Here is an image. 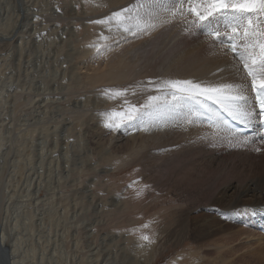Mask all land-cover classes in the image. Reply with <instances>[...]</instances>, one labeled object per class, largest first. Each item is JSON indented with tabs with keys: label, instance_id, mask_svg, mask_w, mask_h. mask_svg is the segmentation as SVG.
Returning <instances> with one entry per match:
<instances>
[{
	"label": "bare ground",
	"instance_id": "obj_1",
	"mask_svg": "<svg viewBox=\"0 0 264 264\" xmlns=\"http://www.w3.org/2000/svg\"><path fill=\"white\" fill-rule=\"evenodd\" d=\"M33 1L40 4L39 8L42 11L41 16L44 19L43 27H41L42 22L38 14L35 9L31 7L33 4L31 3L29 5L28 0H0V42L6 43V41H8V44H13L18 49H24V47H26L29 49L28 54L30 57H32L31 55L34 52L36 57L38 56V59L36 58L37 61L35 60L37 64L36 62L34 64L37 66L38 73L29 71L27 75L29 77L27 79L28 86L24 87L31 101L29 104H35L39 97H41L43 101L42 107L27 108V110L30 111L26 113H21L22 110L20 113L12 112V121L9 119L6 122L3 119L5 116L2 118L0 112V264H77L81 260L84 261L81 257L82 254L80 253L81 255H78L80 250L85 252L87 259H85L84 262L87 260L86 264H116L114 260L112 261L109 259V256L100 258L104 254L102 253L104 249H100L101 246L98 247L96 243L99 241L100 237L97 231L91 230L90 227L92 224H84V222L87 221L84 218L83 212L85 211H79L76 204H74L72 208L68 207L67 204L61 205L64 203V198H62L61 194L64 191L62 188L64 184L72 180V175L77 170V165L80 164H77L78 158H82V155H80L82 153L78 152L77 154L74 143L75 138H73L74 135L70 134V132L76 128L74 127L72 129V127L69 126L73 124V119H64L62 117L58 121V116H54V118H52L54 126H52V124L47 125L48 122L46 118L49 115L48 108L52 107L54 103L55 105L56 103L61 105L60 99H62V97L59 95L57 89L60 85H64L66 78H70V80L74 79L75 84L78 85L77 88H82V86L79 87V85H82L85 80L86 83L84 82L85 84L83 86H88L90 88L89 91H87L99 95L104 89H114L116 87L118 89L121 81L134 76L135 79L141 80L140 82L136 81V84L139 85L138 89H141L144 100H146L148 94H156L149 93L145 88L146 82L150 79L154 81L160 79L159 82L169 79H191L204 84H215L220 82L239 83L241 82L243 73H237L236 69L233 67L236 65L237 61L234 59L231 52L227 51L226 48L219 44H212L210 39L203 35V29L198 30L191 28L189 32H185L184 29L188 27V25L181 22L179 18H177V22L175 21L166 27L164 25L165 28H163V30L161 27H157L150 35L133 36L128 33L123 34L125 36L124 39H119L115 31L109 33L106 27L100 26L104 35L110 36V40L108 41V43L112 44L110 51L101 56L96 55L95 49L90 47V45L98 41L99 35H95V39L83 46V48L76 46L75 41L71 40L68 44L69 50L66 53L71 61L70 59H64L62 54L66 46L65 41L69 38L67 32L70 34L76 32L75 28L77 21L82 20L88 27L90 19H103L105 15H109L108 13L112 10L119 11L122 8L136 4L138 0H111V4H107L111 8L108 13H97L96 10L100 9L99 6L95 7L93 10L86 9L85 0H66L63 8L60 7V5L56 6L53 0ZM80 3L83 4V8H80ZM143 11L144 10H141V12ZM141 14L143 15V13ZM62 19L66 21L65 26L62 24ZM188 19L191 20L192 17L189 16ZM172 24L176 26H171ZM18 27L20 29L23 27V30L19 33L17 31L18 35L15 36L13 32L16 28L18 29ZM213 27L215 28L216 25L213 24ZM36 33H38V35H36ZM77 33H75V36ZM117 40L118 43L113 42ZM8 44L6 43V45ZM2 45L3 44H1V46ZM16 57L18 56L16 55ZM17 61L19 60L17 59ZM28 70L29 67L27 71ZM130 72H132L133 75H131ZM49 78L56 83V89L53 88V84L48 80ZM39 79L45 80V82L40 83ZM59 79L62 80V83L58 82ZM65 86H67V84ZM9 88L12 90L14 87L12 84H9ZM2 89L1 87L0 97L4 96L2 95L3 93L1 94V92H4ZM68 89L72 91L71 88ZM68 89L66 88V90ZM99 89H101L102 92H100ZM81 91L83 92V90ZM20 93L22 94V92ZM90 93L86 94V98L83 101L70 102L69 100L66 104L69 106L68 109H74L75 113L82 111L83 113H81V115H87L89 111L87 109L90 106L88 95H92ZM79 94L81 95V92ZM65 97L68 96L66 95ZM82 102H85V104H82ZM22 105H24V103ZM16 106L19 107L21 104L18 103ZM213 107L217 111V108L215 106ZM5 110L8 112L7 108H5ZM72 111L73 110H71V112ZM182 111L184 112L185 108H183ZM182 111L180 110V112ZM34 112L40 115L39 121L34 120V118H38L37 116V118L34 117L31 119ZM183 112L181 114H183ZM174 115V113L170 114L171 118L167 121L169 123L168 128L166 127L164 117L158 125L141 123L138 127V136L130 138L125 137V139L124 137H120V140H117L115 145H110V143L107 144L105 142L106 140L103 138L106 134V132H104L105 130L103 131L104 127L101 129L100 126L98 127L95 125L96 127L93 126L96 128L95 134H93V142L95 146H98V148H96L99 151L96 148L95 150L100 154V159L103 155L109 154L106 159L107 161L124 149L131 148V150L140 152L147 147H151V145L161 143L152 133V130H157L158 128L168 138L166 142H179L184 140L181 145H183V143H189L190 146L198 148L199 141H203L202 137L204 133L206 136V132L208 134L210 133L212 136V134L219 133L220 130L226 133L231 130L223 123L220 125V129H210L208 122H204V118H193L196 122L187 130L181 126V118L179 122L177 121L179 114H176L177 117ZM71 117H73V115H71ZM99 118L100 117H98V119ZM102 119H100V122H102ZM148 120L149 118H146L145 122ZM257 124L258 120L254 121L250 126L254 127L257 126ZM146 127L147 130H145ZM175 128L180 134L175 131ZM62 130L67 131L68 134L62 135ZM231 132L240 138L251 137L253 143L241 149H244L248 154L253 153L255 159L264 158V149L261 156L254 154L255 147H264V144L259 143L260 138L258 135L243 136L232 130ZM144 135L146 136L143 137ZM89 151L92 152V149L90 148ZM251 161L253 160L251 159ZM94 164L92 163V165ZM110 168L112 169L113 166L101 168L103 171H100L106 174L109 173L108 171H110ZM191 169L193 168L191 167ZM187 171H189V169ZM182 172L185 171L182 170ZM261 173L264 177V165ZM255 179L248 181L245 186L227 182L228 184L230 183L228 185L229 188L224 185L226 188L221 189L217 193L218 196H216L214 206H222L221 208H223L220 217L216 216V219H214L217 224L223 223L222 218L225 216L227 218H236V211L244 210L247 207L246 203L250 206L249 208L254 207L253 209L257 212H255V216L264 221V196L261 194L262 192L260 193L259 191L261 186L264 188V183L261 182L263 185L260 186L259 182L255 181ZM93 180L95 179L93 178ZM93 180L91 179L92 182H94ZM86 191L91 192L88 189H86ZM44 192L45 195L42 196ZM87 195L83 194V197ZM225 199L228 200L225 201ZM58 200L60 201L58 202ZM88 201L89 207H93L95 213L92 223L104 225L107 219L103 216V209H99L96 206L93 197L89 196ZM126 201H122L121 198L118 197V201L113 203L114 205L119 204L118 207L124 209L127 205L125 203ZM46 205L50 207L48 211ZM58 206L60 207L57 209ZM225 208L229 210L225 211ZM70 210H72L71 214ZM206 215L208 214L204 213L203 216H201L206 223L205 225L212 221L208 219L210 214L205 217ZM49 217L54 220V224L50 223L48 227L47 220L49 221V219L46 220V218ZM56 217L58 219H56ZM79 226L84 229V231L82 230L84 237L80 234ZM221 226L224 227V225ZM241 230L246 231L248 235L258 234L246 227ZM258 235L260 238L264 237V234ZM115 237L116 235L114 238ZM105 240V237L101 239L102 242ZM256 241H258V239ZM102 244L104 245V243ZM111 253H113L112 250ZM149 253L150 252L146 253V259L145 261L141 260V264H152L154 259ZM117 256L119 255H116V258ZM122 257L119 256V258ZM121 263L122 262L118 264Z\"/></svg>",
	"mask_w": 264,
	"mask_h": 264
},
{
	"label": "rangeland",
	"instance_id": "obj_2",
	"mask_svg": "<svg viewBox=\"0 0 264 264\" xmlns=\"http://www.w3.org/2000/svg\"><path fill=\"white\" fill-rule=\"evenodd\" d=\"M28 1L29 5L31 3L33 4L31 7L35 9L42 22L41 27H43L44 19L41 16L42 11L39 8L40 4L35 3L33 0ZM53 1L55 2L56 6L60 5L62 8L66 3V0ZM84 2L86 3V9L88 10H93L95 7L99 6L100 9L96 10L97 13H108L111 10L110 6L107 5L111 4V0H85ZM80 8H83L82 3H80ZM112 12L114 11L112 10L108 14L111 15ZM109 15L106 14L105 17ZM96 20L90 19V23L88 22V27L82 20L77 21L75 33H78L76 36L74 32L71 34L67 32L69 38L65 41L66 46L62 54L64 59H70L67 57L66 53L69 50L68 44L71 42V40L75 41L76 46L83 48V46L89 44L95 39V35L98 36L101 32H103L100 26H106L94 23ZM63 21L62 24L65 26L66 21ZM222 24L224 23L218 22L217 25L220 28ZM168 25H165V27ZM171 26L176 25L172 24ZM165 27H161L162 30ZM18 29L16 28V30L13 32L15 36H17L18 33L23 30V27L21 29L18 27ZM195 29L199 30V28ZM207 30L208 29H203L202 31L204 33ZM36 35H38V33H36ZM71 35H74L75 37ZM0 43L3 44L2 46L0 44V88L2 87L4 89H2L4 92H1V94L3 93L2 95L4 96L0 97V112L2 118L5 116L3 119L7 122L9 119L12 121V112L20 113L22 110L21 113H26L27 111H30L27 110V108L30 109V107L39 106L42 107L43 101L42 98L39 97L35 104H29L31 101L30 98H28V92H25L27 90H25L24 87L28 86L27 79L29 77L27 75L29 71L38 73L37 66L34 65L38 59V56L36 57V54L33 51L34 53L31 55L32 57H30L28 54L29 49L26 47H24V49H18L15 45L8 44V41H6L8 45H6L5 42ZM16 55L18 57H16ZM77 58L79 59L78 56ZM17 59L20 62L17 61ZM28 67L29 70L27 71ZM128 67L132 68L131 66ZM130 74L133 75L132 72H130ZM48 80L53 84V88L56 89V83H54L51 78ZM39 81L40 83L45 82V80L42 79H39ZM136 81L140 82L141 80L135 79L134 76L129 79H125L124 81H121L118 89L127 88V99L129 102L140 105L143 104L145 100L141 89H138L139 85L136 84ZM58 82L62 83V80L59 79ZM84 82L86 83L85 80ZM84 82L82 85H79V87L82 86L84 89L81 87L77 88L78 85L75 84L74 79L70 80V78H66L64 85H60V87L57 89L59 95L62 97V99H60L61 105H58V103L55 105L54 103L55 106L52 105V107H49V115L47 116L46 114L48 118H46V120L48 122L47 125L52 124V126H54V121L52 119L54 116H58V121L62 117L64 119H73V124L69 126L72 127V129L74 127L76 128H74L70 134L74 135L73 138H75V150L77 154L78 152L82 153L80 154L82 155V158H78L77 164H80L77 165L78 168L72 175V182L69 181L68 183L64 184V187L62 188L64 191L61 194L62 198H64V203L61 205L67 204L68 207L72 208L74 204H76L79 211H85L83 213L84 218L87 221L84 222V220L83 222L87 225L92 224L90 227L91 230H94L95 232L97 231L100 237L99 241L96 243L98 244V247L101 246L100 249H104L102 251L104 254L100 258L109 256V259L112 261L114 260L116 264L120 262H122L121 264H141V262L143 260L145 261L146 259V253L150 252V256L154 259H152V264H264V237L260 238L258 235H263L264 233L258 232L252 224V220H254V216L257 213L253 209L254 207L249 208L250 206L248 203H246L247 207L244 210L236 211V218H227L225 216L222 218L223 223L218 224L216 220H214L216 219V216L220 217L223 212V208H221L222 206H214L216 196H218L217 193L221 189L226 187L229 188L228 185L230 183L245 186L248 181L254 180L255 178H257L255 181L259 182L260 186L263 185L262 183H264V177L262 176L261 172L263 171L264 158L255 159L253 153L248 154V152L244 151V149L242 150L241 148L230 147L226 139L220 138L228 134L223 130H220L219 133L215 135L212 134V136L210 133L208 134L206 132L207 136L204 133L202 137L203 141H199L198 148H194L190 146L189 143H183V145H181L184 140L179 142H166L168 138L158 128L157 130H152V133L161 141V143H156L157 145H151V147H147L145 150L140 152L137 150H131V148L124 149L116 156L111 157L112 159L109 158L108 161L106 159L108 158L109 154L103 155L100 159V154L95 150V148H98V146H95L93 142V134H95L94 132L96 131L95 125L98 127L100 126L102 129L104 127V121L106 118L105 114L111 112L112 110H120L122 107L121 101L123 98L111 99L108 95H105V89L103 92L101 89H99V91L102 92V95L99 93L100 96L96 93H90L88 92L90 88L88 86H83L85 84ZM9 84L13 85L14 88L12 90L9 88ZM66 84L67 86H65ZM61 87L62 90L64 88L65 89L62 91ZM66 88H71L72 91H69L70 89L66 90ZM115 89H117V87L113 90ZM81 90H83L85 93H83ZM133 91H135V95H133ZM20 92H22L23 95ZM80 92L81 95L79 94ZM89 93L92 95H88L90 99V106L87 109L89 110L87 115H81V113H83L82 111L75 113L74 109H71L73 110L72 112L68 109L69 106L66 104L69 100L70 102H76L79 100L83 101L86 98V94ZM66 95L68 97H65ZM18 103L21 104V106H16ZM23 103L24 105H27L24 106L22 105ZM82 104H85V102H82ZM4 107L8 109V112H6ZM180 110L182 111V109ZM180 110H177L176 113L174 112V116L177 117L176 114L178 113L179 115L177 121L179 122V119L181 118V126L188 130L193 123L189 124L186 122L187 109L185 108V111H182L183 114H181L182 112H180ZM71 115H73V117H71ZM97 115L100 117L99 119ZM39 117L40 115H38L37 112H34L31 116V119L34 118V120L39 121ZM146 118L149 117H145L144 120H146ZM164 118L166 121V127L168 128L169 123L167 121L171 117L170 115H166ZM202 118L204 117H199L196 119ZM100 119H102V122H100ZM4 120L3 122L5 123ZM204 122L207 123L206 119ZM140 125L141 122L137 121L136 127H122L116 131H110L104 127L103 131L105 130L104 132H106V134L103 136V138L106 140L105 142L107 144L110 143V145H115L116 141L120 140V137H124L125 139V137L130 138L133 136H138V127ZM175 131L180 134L176 128ZM67 134V131L62 130V135ZM145 136L146 135L143 137ZM89 147L92 149V152L89 151ZM260 148L262 151H255L254 154L261 156L264 148ZM251 159L253 161H251ZM92 163H95L94 165L96 167L92 165ZM111 166H113V168H110V171H108L109 173H106L107 175L100 171L105 167L109 168ZM191 167L194 170L191 169ZM188 169L189 171H187ZM182 170L186 173L182 172ZM93 178L95 180H93ZM91 179L94 182H92ZM133 181H136L137 183L133 184ZM227 182L230 183L228 184ZM129 185L132 186L129 187ZM145 185L147 187H145ZM86 189L90 190L91 192L86 191ZM141 189V195L137 196L136 193L141 191ZM230 191L233 192L232 190ZM259 191L260 193L262 192L261 194L264 196V188L262 186ZM83 194L88 195L83 197ZM44 195L45 192L42 194V196ZM89 196L94 198V202L99 209H103V216L107 219V222L104 223V225L92 223L95 213L93 211V207H89V203H87ZM118 197L121 198L122 201H126L128 199L125 202L127 205L124 209H120L118 207L119 204L114 205L113 202L118 201ZM227 200L228 199H225V201ZM59 201L60 200H58V202ZM47 206L48 205H46V209L48 211L50 207ZM59 207L60 206H58L57 209ZM228 210L229 209L225 208V211ZM70 211L71 214L72 210ZM204 213L208 215L210 214L209 216L206 215L205 217L208 216V219L212 220L207 225H205L206 223L201 217ZM236 215H238L240 218ZM47 219H49V221ZM56 219L58 218L56 217ZM46 220L48 227L50 226V223L54 224V220L52 218L49 217L46 218ZM143 225H148V227H143ZM221 225H224V227ZM79 227L80 234L82 237H84L82 234V230L84 231V229L81 226ZM244 227L257 232V236L252 234L248 235L246 231H242L241 229ZM102 234L106 236H103ZM141 234L149 235L154 242L150 245L145 244L146 247H141L140 245L145 243L140 239ZM115 235L116 237L114 238ZM104 237L106 240L102 242L101 239ZM257 239L258 241H256ZM102 243H104V245ZM111 250L113 253L115 251L114 254L123 257L119 258V256H117L116 258V255L111 253ZM78 255H81L84 261L87 259L85 252L82 250L78 252ZM84 261L81 260L77 264H86L87 260L86 262Z\"/></svg>",
	"mask_w": 264,
	"mask_h": 264
},
{
	"label": "snow or ice",
	"instance_id": "obj_3",
	"mask_svg": "<svg viewBox=\"0 0 264 264\" xmlns=\"http://www.w3.org/2000/svg\"><path fill=\"white\" fill-rule=\"evenodd\" d=\"M141 10H144L143 15ZM177 18L188 25L185 32L191 28L208 29L203 34L211 43L219 44L233 54L237 61L233 67L237 73H243L241 82L204 84L191 79L163 82L150 79L145 88L156 94H148L140 105L129 102L127 88L106 89L109 98L123 99L120 110L105 114L104 127L116 131L122 127H136L137 121L158 125L164 116L187 108V123H195L193 118L204 117L210 129H220V125L227 121L213 106H218L232 120L245 126L258 120L264 127V0H138L136 4L114 11L94 23L105 25L109 33L115 31L119 39H124L123 34L128 33L150 35L157 27L171 24ZM221 19L225 21L223 32L219 27H213ZM109 40L110 36L101 32L98 41L90 47L95 49L97 56L104 55L111 50ZM113 42L118 43V40ZM145 117L150 119L145 122ZM220 138L235 148L253 143L251 137L240 138L231 130ZM259 143L264 144V136ZM254 150L262 151L260 147ZM141 192L142 189L136 195L140 196ZM140 239L145 242L141 247L154 242L147 234H141Z\"/></svg>",
	"mask_w": 264,
	"mask_h": 264
}]
</instances>
